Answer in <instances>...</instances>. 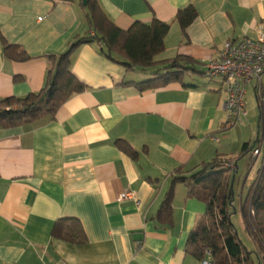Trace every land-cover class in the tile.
I'll list each match as a JSON object with an SVG mask.
<instances>
[{
	"label": "crops",
	"instance_id": "1",
	"mask_svg": "<svg viewBox=\"0 0 264 264\" xmlns=\"http://www.w3.org/2000/svg\"><path fill=\"white\" fill-rule=\"evenodd\" d=\"M98 1L122 30L154 19L171 23L156 61L186 56L203 74L141 92L131 83L155 78L154 70L128 72L98 42L78 48L72 73L87 89L55 118L0 127V264H201L186 244L206 205L178 184L171 226L158 213L178 169L189 172L220 157L237 161L239 171L237 155L254 141L248 117L226 128L227 93L221 80L207 78L206 67L228 40L257 37L264 0ZM83 4L0 0V99L41 91L48 56L93 33ZM191 5L197 18L183 35L176 15ZM5 43L31 59L10 60ZM119 140L137 159L118 148ZM126 192L140 205L121 200ZM67 218L81 222L84 245L53 237L56 222Z\"/></svg>",
	"mask_w": 264,
	"mask_h": 264
},
{
	"label": "trees",
	"instance_id": "2",
	"mask_svg": "<svg viewBox=\"0 0 264 264\" xmlns=\"http://www.w3.org/2000/svg\"><path fill=\"white\" fill-rule=\"evenodd\" d=\"M82 1H86L83 6L88 11L90 30L94 36L90 34L78 39L61 55L48 56L47 76L41 91L24 98L0 99V127L15 128L34 124L44 118H55L59 109L71 97L83 93L87 87L72 73V56L86 43H100L106 58L119 63L128 72L154 70L155 78L131 83L141 92L176 82L184 83L190 73L203 74L197 69L199 63L186 56L156 61V57L165 51V39L170 33L171 23L154 19L151 24L136 22L128 30H122L107 17L98 0ZM196 18L197 10L192 5L179 10L175 20L183 35H186L187 28ZM4 45L5 55L10 60L26 62L31 59L18 46L7 43ZM259 108V127H263L264 111L260 105ZM261 143V153L255 158L253 151ZM117 146L132 159H137L138 153L126 141H117ZM246 155L251 156L248 169L252 168L256 160L261 159L255 179L247 193L241 195L239 202L246 231L254 243L253 250L244 245L232 222L236 208L230 174H237V161L217 157L195 170L183 172V169H178L175 172L172 186L158 213V220L171 226L172 203L178 184L186 187L190 198L204 203L206 213L190 232L186 244V253L199 261L209 252L214 264H264V134L261 135L260 132L254 143L245 144L238 159ZM53 237L76 245L87 242L82 224L76 218L58 220Z\"/></svg>",
	"mask_w": 264,
	"mask_h": 264
},
{
	"label": "built area",
	"instance_id": "3",
	"mask_svg": "<svg viewBox=\"0 0 264 264\" xmlns=\"http://www.w3.org/2000/svg\"><path fill=\"white\" fill-rule=\"evenodd\" d=\"M91 36H94V33ZM206 76L211 80H221L226 90V127L242 124L243 120L247 119L246 94L248 87L254 83L258 103L264 111V21L258 27L256 38L245 36L228 40L220 52V58L207 64ZM260 132L261 135L264 134V124L259 127L258 134ZM261 149L262 143L254 149L253 157L257 158ZM121 200L136 201L137 205H140L132 192L122 194ZM201 264H214L209 252Z\"/></svg>",
	"mask_w": 264,
	"mask_h": 264
},
{
	"label": "rangeland",
	"instance_id": "4",
	"mask_svg": "<svg viewBox=\"0 0 264 264\" xmlns=\"http://www.w3.org/2000/svg\"><path fill=\"white\" fill-rule=\"evenodd\" d=\"M263 80H264V77H263ZM254 87H255V83L253 85H250L248 87L247 94H246V105H247L246 110L248 112V121L246 123L248 126L247 127L248 130L253 133L252 139H254L255 141V139H257L256 138L257 132H258L257 124H258V120L260 117V108H259L258 100L256 97V93L254 91ZM248 123H250V125ZM241 128H242L241 126H237L233 129L239 132ZM239 134L240 132L238 133V135ZM254 141L252 143H254ZM238 160H239V171L237 172V174L236 173L230 174L231 182L233 181V185H234V195H235L234 205L236 208V212L232 216V222L237 230L239 238L242 240L244 245L249 250H253L254 243L250 235L246 231L245 224L243 222V218H242L241 211H240L239 202H240L241 195H245L247 193L248 187L252 184L253 180L255 179L257 171L261 164V159L256 160V162L254 163V165H252V168L250 169H247L248 165L251 163L250 155H246L245 157L238 159Z\"/></svg>",
	"mask_w": 264,
	"mask_h": 264
},
{
	"label": "water",
	"instance_id": "5",
	"mask_svg": "<svg viewBox=\"0 0 264 264\" xmlns=\"http://www.w3.org/2000/svg\"><path fill=\"white\" fill-rule=\"evenodd\" d=\"M84 4H86V1H84Z\"/></svg>",
	"mask_w": 264,
	"mask_h": 264
}]
</instances>
